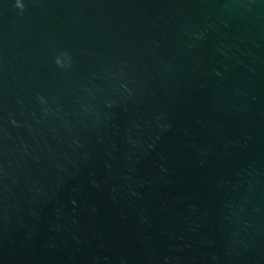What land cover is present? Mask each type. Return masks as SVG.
<instances>
[{"label":"water","instance_id":"1","mask_svg":"<svg viewBox=\"0 0 264 264\" xmlns=\"http://www.w3.org/2000/svg\"><path fill=\"white\" fill-rule=\"evenodd\" d=\"M15 2L0 264H264V0Z\"/></svg>","mask_w":264,"mask_h":264},{"label":"clouds","instance_id":"2","mask_svg":"<svg viewBox=\"0 0 264 264\" xmlns=\"http://www.w3.org/2000/svg\"><path fill=\"white\" fill-rule=\"evenodd\" d=\"M15 7L17 9H19L21 12L24 11V5L23 3L21 2V0H16L15 2ZM57 67H60V68H64L66 67V65L64 63H62L61 59L60 58H57L56 61H55Z\"/></svg>","mask_w":264,"mask_h":264}]
</instances>
